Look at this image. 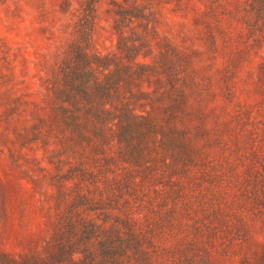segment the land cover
<instances>
[{"label":"rangeland","instance_id":"rangeland-1","mask_svg":"<svg viewBox=\"0 0 264 264\" xmlns=\"http://www.w3.org/2000/svg\"><path fill=\"white\" fill-rule=\"evenodd\" d=\"M0 264H264V0H0Z\"/></svg>","mask_w":264,"mask_h":264}]
</instances>
